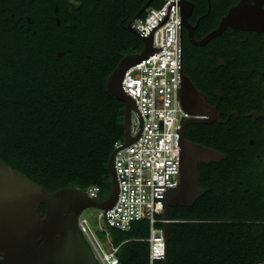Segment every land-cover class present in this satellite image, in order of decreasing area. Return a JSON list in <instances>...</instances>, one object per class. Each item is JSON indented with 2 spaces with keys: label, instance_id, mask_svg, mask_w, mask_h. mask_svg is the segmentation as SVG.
<instances>
[{
  "label": "trees",
  "instance_id": "1",
  "mask_svg": "<svg viewBox=\"0 0 264 264\" xmlns=\"http://www.w3.org/2000/svg\"><path fill=\"white\" fill-rule=\"evenodd\" d=\"M11 39L0 33V160L49 192L97 186L98 197L104 196L110 189L109 155L123 141L124 108L107 92L105 79L126 53L143 44L122 48L134 39L128 34L89 51L90 63L63 68L44 51L18 49ZM229 170L250 169L233 159ZM213 172L204 174V193L190 207L169 208L168 264L264 262V192L254 184L258 179L248 177L237 187L233 175ZM39 208L44 215V206ZM90 223L105 241L96 218ZM107 233L118 264H149L146 220Z\"/></svg>",
  "mask_w": 264,
  "mask_h": 264
},
{
  "label": "flooded vegetation",
  "instance_id": "2",
  "mask_svg": "<svg viewBox=\"0 0 264 264\" xmlns=\"http://www.w3.org/2000/svg\"><path fill=\"white\" fill-rule=\"evenodd\" d=\"M146 1L0 0V33H10L18 49L42 50L60 67L79 68L81 63L91 62L89 51L108 47L128 34L134 39L122 48L134 49L142 43L127 27ZM157 1L151 0L137 16ZM180 3V99L186 114L179 130L181 161L207 160L197 162L199 187L204 174L214 169V175L236 177L237 187L248 177L258 179L254 184L264 192V0ZM241 3L243 12L209 38ZM246 15L249 21L244 22L241 17ZM69 55L73 60L65 62ZM195 146L213 150L220 157L210 160ZM233 159L250 170H229Z\"/></svg>",
  "mask_w": 264,
  "mask_h": 264
},
{
  "label": "built area",
  "instance_id": "3",
  "mask_svg": "<svg viewBox=\"0 0 264 264\" xmlns=\"http://www.w3.org/2000/svg\"><path fill=\"white\" fill-rule=\"evenodd\" d=\"M175 1L180 0H163L160 6L147 9L144 15L132 20L131 27L150 37ZM180 26L179 4L170 7L167 21L153 32L152 46L162 49L132 65L123 75L122 88L134 99L143 125L139 137L115 154L118 184L115 204L106 211L97 209L95 215L98 229L106 236L103 242L109 243L110 247L104 248L85 216L80 214L78 218V229L97 264H118L117 248L111 245L107 228L125 231L132 222L139 220L149 224V264L163 259V229L156 225L164 223L163 217L159 216L163 213L166 186L178 183V131L186 115L180 105ZM139 125L134 110H131V136L135 135ZM121 143L116 142L114 148ZM85 192L98 197L99 187L92 186Z\"/></svg>",
  "mask_w": 264,
  "mask_h": 264
},
{
  "label": "water",
  "instance_id": "4",
  "mask_svg": "<svg viewBox=\"0 0 264 264\" xmlns=\"http://www.w3.org/2000/svg\"><path fill=\"white\" fill-rule=\"evenodd\" d=\"M150 2L151 0H147L137 15ZM179 4L181 23L183 14L180 1L172 2L170 7ZM243 5L244 3H241L238 8L231 9L228 16L208 37L218 35L224 26L234 18L235 14L243 12ZM170 7L165 19L152 30L150 37H145L128 24L127 30L138 36L143 46L139 52L123 56L106 78L107 92L124 105L123 141L120 146L113 149L107 162L110 178V189L107 194L102 197H94L83 190L72 187H64L49 192L20 171L11 168L0 160V264H97L78 229V218L82 211L87 208L106 211L117 200L118 184L114 170L115 154L139 137L143 125L134 99L127 95L122 88V78L132 65L162 49V47L152 46L153 32L167 21ZM241 18L244 22L249 21L248 15ZM180 105L185 109L181 99ZM131 110H134L140 122L134 136H131L129 132ZM195 148L201 155L210 160L220 157L219 153L213 150L198 148L197 146ZM197 162H207V160L199 157L197 160L182 163L178 131V183L176 186H166L165 189L162 213L164 219L162 224L164 252L160 264H168L169 208L190 207L203 193L198 185ZM40 205L44 206V215L40 211Z\"/></svg>",
  "mask_w": 264,
  "mask_h": 264
},
{
  "label": "rangeland",
  "instance_id": "5",
  "mask_svg": "<svg viewBox=\"0 0 264 264\" xmlns=\"http://www.w3.org/2000/svg\"><path fill=\"white\" fill-rule=\"evenodd\" d=\"M96 212H97V209L87 208V209L82 211L81 215L85 216L89 221H91L92 217H95ZM101 242L103 243V246H104L105 249L110 247L109 243H106V242H103V241H101Z\"/></svg>",
  "mask_w": 264,
  "mask_h": 264
}]
</instances>
